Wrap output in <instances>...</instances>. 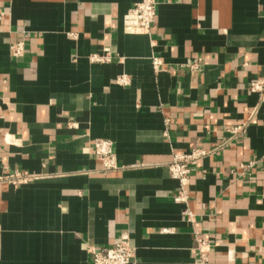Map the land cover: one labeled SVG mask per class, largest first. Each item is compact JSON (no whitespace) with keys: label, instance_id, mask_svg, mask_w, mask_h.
<instances>
[{"label":"crops","instance_id":"1","mask_svg":"<svg viewBox=\"0 0 264 264\" xmlns=\"http://www.w3.org/2000/svg\"><path fill=\"white\" fill-rule=\"evenodd\" d=\"M136 1L0 0V177L32 176L0 181V264H93L124 236L130 264H198V237L212 264H264V0H156L126 33ZM193 149L179 203L168 164Z\"/></svg>","mask_w":264,"mask_h":264},{"label":"built area","instance_id":"2","mask_svg":"<svg viewBox=\"0 0 264 264\" xmlns=\"http://www.w3.org/2000/svg\"><path fill=\"white\" fill-rule=\"evenodd\" d=\"M157 1L156 0H137L134 5L128 10L124 17V30L131 34H146L150 32L151 24L156 17ZM24 52L22 43L12 45V53L14 56L21 57ZM92 60L102 61L103 57L95 54L91 57ZM162 60L159 57L153 58L155 70L161 66ZM119 84L128 82L127 75H120L117 79ZM252 92L264 93V72L263 75L253 81L249 85ZM243 127H234L231 129L233 133H238ZM95 152L98 159L102 162L103 170L108 171L117 167L116 158L114 156L113 147L110 141L97 140L95 142ZM209 151L205 149H193L187 152H177L173 155L172 160L168 164L170 176L178 181V192L175 196V201L179 203H188L189 200V185L190 174L194 165L208 155ZM255 163L250 162L249 166ZM31 175H25L19 171H7L0 177L1 182L11 184H22L30 181ZM190 220L194 218L189 213ZM196 254L199 259L198 264H212L210 261L211 243L209 239L202 237L197 238ZM93 254V264H130L131 258L134 255V249L129 243L127 236L111 246L102 249H90Z\"/></svg>","mask_w":264,"mask_h":264}]
</instances>
